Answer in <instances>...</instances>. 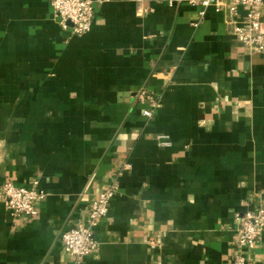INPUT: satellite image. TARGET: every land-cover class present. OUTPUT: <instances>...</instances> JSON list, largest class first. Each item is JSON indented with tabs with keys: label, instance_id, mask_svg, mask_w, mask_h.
Returning <instances> with one entry per match:
<instances>
[{
	"label": "crops",
	"instance_id": "crops-1",
	"mask_svg": "<svg viewBox=\"0 0 264 264\" xmlns=\"http://www.w3.org/2000/svg\"><path fill=\"white\" fill-rule=\"evenodd\" d=\"M145 4L105 0L77 36L51 0H0V264H74L63 236L113 184L83 264H233L264 208V52L236 36L242 9ZM9 181L44 194L35 218L10 215ZM247 255L264 264V233Z\"/></svg>",
	"mask_w": 264,
	"mask_h": 264
},
{
	"label": "built area",
	"instance_id": "built-area-1",
	"mask_svg": "<svg viewBox=\"0 0 264 264\" xmlns=\"http://www.w3.org/2000/svg\"><path fill=\"white\" fill-rule=\"evenodd\" d=\"M105 0H51L56 18L63 30H71L77 36L91 32L97 4ZM137 15L142 17L151 10L146 6V0H135ZM190 6H201L202 16L213 4L228 6L229 12L235 18L240 10L245 11L241 23H237L235 34L244 47L251 52H264V0H186ZM172 2L170 3V5ZM138 102L143 109V117L151 120L159 108V103L147 90L138 93ZM149 103V107L147 104ZM163 147L171 145L169 137L158 136ZM118 186L113 184L100 193L92 205L87 218L81 224L63 236V247L67 254L74 258V264H83L85 259L94 254L100 247L95 238L96 229L107 218L111 204L118 193ZM7 204L8 211L14 219L35 218L39 214V204L45 198L36 189L21 187L13 182H6L1 193ZM237 252L233 264H249L247 251L253 249L264 233V208L253 210L238 219Z\"/></svg>",
	"mask_w": 264,
	"mask_h": 264
}]
</instances>
